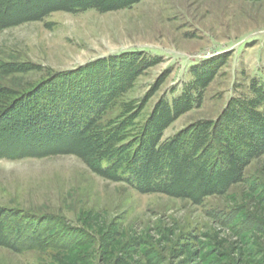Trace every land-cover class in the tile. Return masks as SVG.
Listing matches in <instances>:
<instances>
[{
    "label": "rangeland",
    "instance_id": "1",
    "mask_svg": "<svg viewBox=\"0 0 264 264\" xmlns=\"http://www.w3.org/2000/svg\"><path fill=\"white\" fill-rule=\"evenodd\" d=\"M0 264H264V0H0Z\"/></svg>",
    "mask_w": 264,
    "mask_h": 264
}]
</instances>
